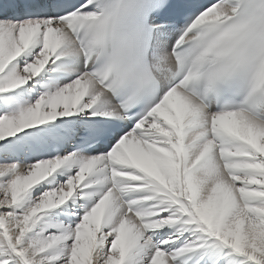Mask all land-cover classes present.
Wrapping results in <instances>:
<instances>
[{
  "label": "snow or ice",
  "instance_id": "obj_1",
  "mask_svg": "<svg viewBox=\"0 0 264 264\" xmlns=\"http://www.w3.org/2000/svg\"><path fill=\"white\" fill-rule=\"evenodd\" d=\"M101 12L0 0V264H264V0L103 9L177 52L134 93L70 50Z\"/></svg>",
  "mask_w": 264,
  "mask_h": 264
},
{
  "label": "clouds",
  "instance_id": "obj_2",
  "mask_svg": "<svg viewBox=\"0 0 264 264\" xmlns=\"http://www.w3.org/2000/svg\"><path fill=\"white\" fill-rule=\"evenodd\" d=\"M98 2L102 6V12L95 25L86 26L80 38L71 35L68 37L71 52L79 55L88 49L93 51L94 56L103 65L113 66L116 72L129 76L137 75L142 69L143 59L131 25L123 20L103 23V9L110 10L120 0H98ZM170 64L176 70L179 69V64L174 60H170ZM205 70L212 71V68L206 66ZM88 79L94 80V91L107 98L105 85H102L97 78L88 77Z\"/></svg>",
  "mask_w": 264,
  "mask_h": 264
},
{
  "label": "bare ground",
  "instance_id": "obj_3",
  "mask_svg": "<svg viewBox=\"0 0 264 264\" xmlns=\"http://www.w3.org/2000/svg\"><path fill=\"white\" fill-rule=\"evenodd\" d=\"M79 57H80L79 64L82 67L83 66L82 55L79 54ZM150 57H151L153 70L156 72L157 76L161 81L166 76L176 71V68L174 66H171L170 64V60H172L170 50H160L156 52L154 55L150 53Z\"/></svg>",
  "mask_w": 264,
  "mask_h": 264
}]
</instances>
